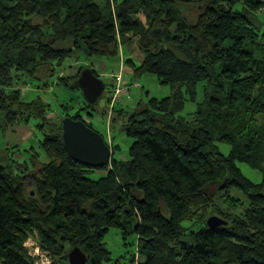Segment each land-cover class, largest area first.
Masks as SVG:
<instances>
[{
    "label": "trees",
    "instance_id": "16d2710c",
    "mask_svg": "<svg viewBox=\"0 0 264 264\" xmlns=\"http://www.w3.org/2000/svg\"><path fill=\"white\" fill-rule=\"evenodd\" d=\"M263 8L264 0H0V129L38 120L46 159L34 153L37 198L25 188L34 169L0 153V264H34L30 237L52 264L69 262L76 247L87 264H127L106 244L113 228L126 247L134 239L142 264H264ZM133 41L142 54L139 65L127 60L134 78L156 76L173 93L129 108V160L116 159L119 146L105 140L110 164L81 165L65 150L63 120L50 122L51 106L26 100L20 87L70 58H120V46ZM85 68L60 82L81 92ZM201 85L203 101L186 117ZM83 110L66 117L95 131ZM240 164L259 171L262 183ZM212 188L228 194L229 211L217 207ZM212 214L228 225L209 228Z\"/></svg>",
    "mask_w": 264,
    "mask_h": 264
},
{
    "label": "rangeland",
    "instance_id": "374dc122",
    "mask_svg": "<svg viewBox=\"0 0 264 264\" xmlns=\"http://www.w3.org/2000/svg\"><path fill=\"white\" fill-rule=\"evenodd\" d=\"M258 15L261 19L259 24L264 23V8L258 13ZM194 16L197 15L195 14ZM77 54L80 56L79 53H76V55ZM119 57L120 58L116 59L101 57L85 59L82 56L81 58L83 59L80 61L70 58L60 67H57V65L55 68L51 67V71L46 72L44 69V71L36 78L27 76L24 78L26 84H23L20 88L23 90L26 100L33 101L38 97H41L51 106L50 115L48 116L50 122L61 123L66 117L67 112L71 115H75L77 112L81 111V108L84 109L82 114L85 119H87L88 123H92L95 131H98L105 136V140L108 141L109 145L114 144L115 146H119V149L116 150V154L114 155L116 159L126 161L130 159L129 149L133 143L132 139L129 138L125 132V128H127L129 124V118L133 109L132 107L143 102L146 103L151 98L163 99L169 97L172 95L173 90L170 86L160 85L157 77L153 75L146 74L137 77L136 79L134 78L133 72H130V68L127 66V60L132 59L136 64H140L139 60L142 59V54L138 49L136 41H133L128 45L122 44L120 46ZM81 67H92L97 71L98 75L105 83L104 95L95 106V109H86L87 104L81 96L82 92L69 90L59 80L63 75H66V77L75 76ZM119 76H123L124 86L129 87V89L125 94H120L116 97L113 88H115L116 77ZM134 82H136L135 85H133ZM202 88L203 85L199 87L198 101L196 103L189 102L187 104L184 111L186 117L197 110V104L203 101ZM66 103L69 105V109L66 107V109H68L67 112L63 107ZM138 112L136 110V113ZM38 124V120L32 119L28 124L22 123L20 126L0 129V153L6 154L7 152L8 157L6 162L14 164L13 159H15L16 165L22 164L23 166L18 165V168L25 169V165L29 172L34 169L32 170L33 172L28 174L25 178L26 191L34 197H37V194L35 189L36 180L33 175L39 171V168H42L41 165L37 168L39 162L46 160L43 157V151L39 145V141L43 138V133H40V129L37 127ZM17 145L18 147L13 149V146ZM217 145L222 153L225 155L230 154L231 147L229 145L220 142H218ZM34 153L41 154V160L38 163L36 162V165L34 164ZM26 162H28V164H26ZM239 167L245 177L250 181L255 184L262 183L263 176L259 171L254 170L245 164H240ZM100 175V173H96L91 175V178L97 180ZM211 190L210 193L215 198L217 207L224 211H229L230 205L226 198V195L228 194L218 192L216 188H212ZM229 194L242 200L247 206L248 199L242 194H239L235 190H231ZM237 212H242V209ZM215 215L216 214H212L210 216L212 217ZM186 225L191 226L190 224ZM105 241L114 259L121 258L123 262L129 264L132 254L135 253L136 264H142L145 261L143 257L140 255L138 256L137 247L133 245V238L130 237L128 242V244L132 245L128 247L124 245V239L119 229H111L107 234ZM25 247L34 264L53 263L52 259L48 257V253L41 248L34 238H28ZM65 264H69L67 258Z\"/></svg>",
    "mask_w": 264,
    "mask_h": 264
},
{
    "label": "water",
    "instance_id": "95a60500",
    "mask_svg": "<svg viewBox=\"0 0 264 264\" xmlns=\"http://www.w3.org/2000/svg\"><path fill=\"white\" fill-rule=\"evenodd\" d=\"M83 98L92 109L98 104L105 92V83L93 69L85 68L78 80ZM63 142L67 154L77 163L103 168L110 164L112 149L105 138L88 127L83 121L66 117L62 122ZM209 228L217 229L228 225V222L218 216H212L207 222ZM70 264H87V255L78 247L69 253Z\"/></svg>",
    "mask_w": 264,
    "mask_h": 264
},
{
    "label": "built area",
    "instance_id": "2783aa9c",
    "mask_svg": "<svg viewBox=\"0 0 264 264\" xmlns=\"http://www.w3.org/2000/svg\"><path fill=\"white\" fill-rule=\"evenodd\" d=\"M123 82H124L123 76L116 77V80H115V88H113V92L115 90V96L116 97L118 95H120V94H125L127 92V90L129 89V87L124 86V83Z\"/></svg>",
    "mask_w": 264,
    "mask_h": 264
},
{
    "label": "clouds",
    "instance_id": "9594fccd",
    "mask_svg": "<svg viewBox=\"0 0 264 264\" xmlns=\"http://www.w3.org/2000/svg\"><path fill=\"white\" fill-rule=\"evenodd\" d=\"M136 83V82H135Z\"/></svg>",
    "mask_w": 264,
    "mask_h": 264
}]
</instances>
